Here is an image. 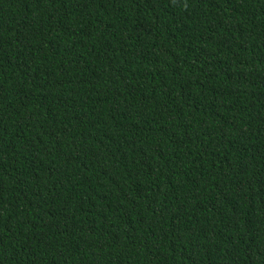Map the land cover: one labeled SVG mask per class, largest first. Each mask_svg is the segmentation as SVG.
Masks as SVG:
<instances>
[{
	"label": "trees",
	"instance_id": "trees-1",
	"mask_svg": "<svg viewBox=\"0 0 264 264\" xmlns=\"http://www.w3.org/2000/svg\"><path fill=\"white\" fill-rule=\"evenodd\" d=\"M0 264H264V0H0Z\"/></svg>",
	"mask_w": 264,
	"mask_h": 264
}]
</instances>
